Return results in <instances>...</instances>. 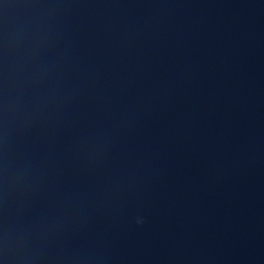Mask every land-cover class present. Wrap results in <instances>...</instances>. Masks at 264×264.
Returning <instances> with one entry per match:
<instances>
[{"label": "clouds", "instance_id": "obj_1", "mask_svg": "<svg viewBox=\"0 0 264 264\" xmlns=\"http://www.w3.org/2000/svg\"><path fill=\"white\" fill-rule=\"evenodd\" d=\"M137 223H138V224H142V223H143V220H142V219H138V220H137Z\"/></svg>", "mask_w": 264, "mask_h": 264}]
</instances>
